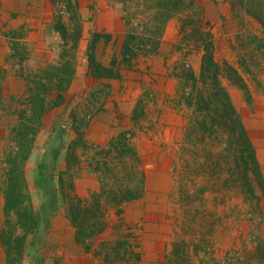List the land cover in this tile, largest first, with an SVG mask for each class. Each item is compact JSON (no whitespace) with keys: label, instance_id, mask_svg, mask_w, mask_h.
Segmentation results:
<instances>
[{"label":"rangeland","instance_id":"1","mask_svg":"<svg viewBox=\"0 0 264 264\" xmlns=\"http://www.w3.org/2000/svg\"><path fill=\"white\" fill-rule=\"evenodd\" d=\"M23 1L11 17L22 24L5 33L16 66L0 68V192L6 163L16 157L10 178L25 186L16 204L30 203L39 219L26 234L24 220L5 212L13 264L38 255L61 212L91 264H264V198L258 189L250 195L203 178L186 146L188 113L178 105L179 75L197 74L202 56L191 26L181 25L201 19L214 58L250 72L243 74L246 90L223 84L264 179V52L247 43V34L260 35L258 26L225 0H194L192 10L167 21L155 53L138 51L118 78L96 79L88 72L94 36L93 56L109 67L128 32H154L156 0H71L69 9L67 0ZM11 71L19 80H6ZM121 135L132 151L117 144L104 153ZM121 189H141L140 196L116 204Z\"/></svg>","mask_w":264,"mask_h":264},{"label":"trees","instance_id":"2","mask_svg":"<svg viewBox=\"0 0 264 264\" xmlns=\"http://www.w3.org/2000/svg\"><path fill=\"white\" fill-rule=\"evenodd\" d=\"M225 1L230 4L234 14L239 17L244 16L250 24L258 26L259 36L247 34L248 49L264 52V0ZM193 3L194 0H156L157 6L153 9L152 16L154 32L150 36L143 37L134 31L128 32L120 51L111 60L109 67L97 62L93 56L94 43L98 37L95 35L88 53V70L91 77L118 78L121 68L130 66L131 62L138 57L140 54L138 51H143L141 52L143 54L155 53L157 38L167 21L192 10ZM65 6L69 9L71 0H67ZM195 22L184 21L181 27L184 29L186 26H191L194 37V42H191L194 45L192 47L202 51L200 67L197 74L191 70H182L179 77L184 81V85L178 101V105L188 113L185 140L186 146L192 151L191 161L195 163L197 171L203 178L210 180L213 185L250 195H254L255 190L258 189L261 197L264 198V179L255 149L223 84L224 81H228L233 86L246 90L243 74L250 72L242 65L240 71L226 61L218 62L213 54L211 33L205 29L201 19ZM52 79L48 80L52 81ZM58 88V90L63 89ZM27 106H31L30 103L27 102ZM125 142L124 136L121 135L111 141L108 149L103 152L110 153L117 144L123 151H132ZM132 154L134 155L133 152ZM14 158L16 157L9 159L6 163L8 166V177L5 179L7 187L3 189L5 212L7 215L13 212L18 218H22L24 222L19 223V226L26 234L32 233L38 225V211H34L30 203L24 208L16 204L21 197V188L25 186L23 180L19 182L10 178L19 169H16L17 159ZM19 175H21L20 171ZM120 191L122 196L115 200V203L119 205L139 197L141 189L135 192L131 189ZM75 219L76 216L71 220L72 223H75ZM79 233L77 232V235H80ZM15 241L17 255L20 256L24 235L16 238ZM1 244L7 256V264H13L11 251L4 240V232L1 235ZM261 259L264 261V252L261 254Z\"/></svg>","mask_w":264,"mask_h":264},{"label":"crops","instance_id":"3","mask_svg":"<svg viewBox=\"0 0 264 264\" xmlns=\"http://www.w3.org/2000/svg\"><path fill=\"white\" fill-rule=\"evenodd\" d=\"M23 6V0H0V68H6L7 64L15 65L14 56H12V60L9 56L10 48L5 33L17 30L18 26L22 24L21 18L11 17ZM8 79L19 80L13 71L7 74L6 80ZM99 119L101 120V118ZM105 124L103 125L104 130L107 128ZM4 222V197L0 192V264H7V256L1 244V235L5 229ZM42 244L38 247L37 256L24 255L15 264H91V255L85 253V250L75 242V230L65 217L64 212L58 213L51 219L49 231L43 238Z\"/></svg>","mask_w":264,"mask_h":264}]
</instances>
